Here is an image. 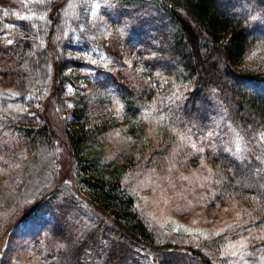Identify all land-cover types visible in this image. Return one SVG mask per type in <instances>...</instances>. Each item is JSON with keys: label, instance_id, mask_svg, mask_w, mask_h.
<instances>
[{"label": "rangeland", "instance_id": "374dc122", "mask_svg": "<svg viewBox=\"0 0 264 264\" xmlns=\"http://www.w3.org/2000/svg\"><path fill=\"white\" fill-rule=\"evenodd\" d=\"M139 30L113 0H0V39L21 56L19 62L0 60V219L39 190L54 188L61 176L71 174L81 195L90 196L65 141L81 118L85 128L102 134L85 162L98 160L103 174L120 179L160 239L213 246L220 264H264V217L224 194L204 133L170 128L155 109L156 94L167 95L153 67L158 42ZM57 74L59 90L52 93ZM117 77L130 88L145 81L151 87L138 116L127 111ZM46 123L55 141L28 147L31 131ZM220 133L213 132L215 146ZM218 145L247 149L239 133L232 144ZM40 219L12 230L0 264L33 262Z\"/></svg>", "mask_w": 264, "mask_h": 264}, {"label": "trees", "instance_id": "16d2710c", "mask_svg": "<svg viewBox=\"0 0 264 264\" xmlns=\"http://www.w3.org/2000/svg\"><path fill=\"white\" fill-rule=\"evenodd\" d=\"M113 1L139 22L142 35L158 42L151 63L167 95L156 94L153 104L162 121L204 133L207 159L223 179L224 194L254 205L255 216L264 217V0ZM19 56L0 39V60L19 62ZM57 79L58 74L52 93L59 90ZM116 82L127 111L138 116L151 87L146 81L141 88L118 77ZM87 125L78 118L65 141L71 165L85 173L90 196L81 195L71 174L61 176L54 188L39 190L0 219V250L12 230L40 216L34 233L40 248L31 264H220L211 255L213 246L160 239L120 179L103 174L98 160L85 162L83 155L101 145L102 135ZM215 131L221 132L218 144H232L239 133L247 149L236 153L215 146ZM56 135L46 123L31 131L27 145H49ZM259 249L264 252V245Z\"/></svg>", "mask_w": 264, "mask_h": 264}, {"label": "snow or ice", "instance_id": "6c2138e0", "mask_svg": "<svg viewBox=\"0 0 264 264\" xmlns=\"http://www.w3.org/2000/svg\"><path fill=\"white\" fill-rule=\"evenodd\" d=\"M97 7H98V5H97ZM262 138H264V137H262ZM192 146L195 147V144H193ZM234 254H235V253H234Z\"/></svg>", "mask_w": 264, "mask_h": 264}]
</instances>
